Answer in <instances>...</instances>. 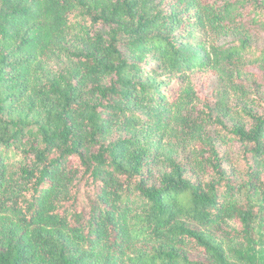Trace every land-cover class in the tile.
I'll use <instances>...</instances> for the list:
<instances>
[{"label": "trees", "instance_id": "16d2710c", "mask_svg": "<svg viewBox=\"0 0 264 264\" xmlns=\"http://www.w3.org/2000/svg\"><path fill=\"white\" fill-rule=\"evenodd\" d=\"M0 264H264V0H0Z\"/></svg>", "mask_w": 264, "mask_h": 264}, {"label": "rangeland", "instance_id": "374dc122", "mask_svg": "<svg viewBox=\"0 0 264 264\" xmlns=\"http://www.w3.org/2000/svg\"><path fill=\"white\" fill-rule=\"evenodd\" d=\"M212 78H210V77H207L206 79H205V82H206V84L210 87L211 86V84H212Z\"/></svg>", "mask_w": 264, "mask_h": 264}]
</instances>
